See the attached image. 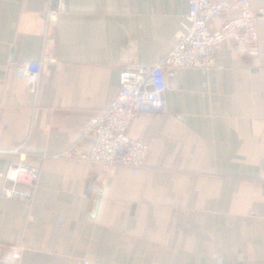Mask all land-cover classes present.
<instances>
[{
  "label": "crops",
  "instance_id": "crops-1",
  "mask_svg": "<svg viewBox=\"0 0 264 264\" xmlns=\"http://www.w3.org/2000/svg\"><path fill=\"white\" fill-rule=\"evenodd\" d=\"M54 2L0 0V149L23 144L40 167L31 202L3 197L0 179V264H264V14L255 53L225 40L207 75L168 71L167 112L127 130L149 145L143 166L106 173L59 155L108 107L123 68L169 52L187 0H63L33 93L16 67L41 57ZM17 160L0 152V169Z\"/></svg>",
  "mask_w": 264,
  "mask_h": 264
},
{
  "label": "built area",
  "instance_id": "built-area-1",
  "mask_svg": "<svg viewBox=\"0 0 264 264\" xmlns=\"http://www.w3.org/2000/svg\"><path fill=\"white\" fill-rule=\"evenodd\" d=\"M187 13L174 35L169 52L153 65L125 67L119 74L115 97L100 117L90 120L81 131L78 141L62 151L59 156L72 161H84L98 166L103 172L116 167H128L138 173L144 164L149 145L128 135L130 121L141 113H166L164 92L167 73L180 68H196L207 75L214 66L220 44L230 40L234 49H253L258 43L257 20L264 8L254 10L249 0H187ZM63 0H55L53 7H45L44 42L41 57L36 61L17 64L16 76L25 79L36 93L40 75L51 61L45 50L53 45L47 36L58 15L63 11ZM237 15L230 16V12ZM216 23L217 27H211ZM206 83L202 82V87ZM23 145V144H22ZM22 145L0 152L15 154L18 160L6 169H0L3 180L1 195L7 199L31 202L36 189L40 167L26 162ZM23 185V190L16 187ZM20 250L11 254L15 263ZM80 264H97L81 259Z\"/></svg>",
  "mask_w": 264,
  "mask_h": 264
}]
</instances>
